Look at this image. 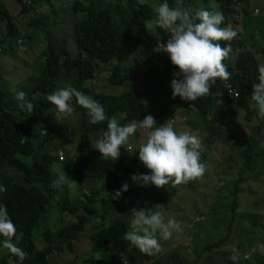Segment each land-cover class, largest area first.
<instances>
[{"label": "trees", "instance_id": "1", "mask_svg": "<svg viewBox=\"0 0 264 264\" xmlns=\"http://www.w3.org/2000/svg\"><path fill=\"white\" fill-rule=\"evenodd\" d=\"M17 1L22 6V13L15 21L9 11L0 8V23H5L7 28L0 42V51L6 50L10 39L21 41L23 44L28 42L35 44L36 40L39 45H44V49L33 62L31 71H28L27 77L32 76L31 85H19L14 89L12 82H6V76L0 74V186L7 188L6 192L0 193V204L6 205L8 215L16 226L12 242L27 253L26 259L22 262L9 253L0 258V264H70L83 255L94 257V253H99L100 259L93 260L88 257L85 264H125L124 255L130 247L129 242L124 239V234L129 230V224L122 220L126 213L121 215L114 211L109 212L105 207L101 211H95L92 207L95 197L104 188H91L90 183L82 184L81 190L78 189L75 193L67 192L61 200L58 196L66 191V185L51 187L58 173L56 167L62 169L72 166L60 161L61 151L65 147L57 140L60 138L59 131H63L64 127L55 123L56 108L47 101V95L58 88L59 82H66L68 86L97 100L104 106L106 115L116 116L121 124L142 120L146 115H152L158 125L163 123V114L170 110L175 111L176 107L182 105L176 106L172 101L170 105L151 114L144 110L139 94L135 91L126 90L119 95L96 93L94 86L88 87L86 84L101 78L104 72L102 67L109 66L108 83L122 87L135 75V68L131 63L134 57L139 58L145 67L148 63L158 64L159 68L164 69L165 77L173 78L177 71L176 67L171 64L169 58L156 53L159 42L166 43L168 33L159 28H156L155 32L150 31L148 24L154 19L155 14L148 0H127L125 4L122 0H110L111 8L105 7L107 3L105 0H88L87 5L80 0H73L72 4L70 3V10L74 16L81 18L74 26L77 54L72 55L66 47L53 42L52 34L55 27L49 30L45 27L42 30L43 35L37 33L38 37L20 36V24H27L37 30L44 25L39 14L34 11L36 6L40 10L45 5L49 13L61 15V9L55 8L56 0H30V5L25 0ZM168 2L172 5L175 0ZM212 2L224 15L221 27H232L234 24L242 23L243 31L240 32L238 27L239 34L233 40L219 42L222 46L229 44L231 46L229 57L223 61L231 73V78L217 79L209 95L184 104V107L192 109L203 122L208 133V139L204 144L207 148L221 136L223 128L233 133H239L246 128L239 117L241 110L245 111V120L248 122L256 117L255 102L251 100L252 84L258 82V66L264 64V11L256 13L259 8L251 6L250 0H184L185 6L194 10L214 11ZM112 8L116 9L117 15ZM40 15L45 18L47 14ZM64 27H68L66 23ZM44 35L43 39L39 37ZM227 84L237 92L236 97L229 93ZM7 86H10L13 92ZM19 91H24L27 94L26 100L34 105L30 114L21 109V102L15 98ZM73 107L82 115L83 122L81 128L75 129L77 131L72 130L71 140L78 138L85 153L76 170L66 171V175L69 178L72 176L74 181L77 180L73 184L76 187L80 186L81 180L85 178L112 179L117 184L121 183V174L128 169L125 146L121 148V155L116 161L100 157V154L91 148L92 140L106 130L107 121L91 124L86 110L76 105L74 101ZM121 114L124 116L121 117ZM263 139L264 133L259 125L256 133L245 142L241 153L243 162L231 192L228 211L232 213L233 219L228 226L227 235L216 243L215 247L228 242L231 238L234 219L237 217L241 185L253 171L254 154ZM50 143L58 146L49 149ZM132 163L133 166H137V161L133 160ZM129 171L132 175L135 174L132 170ZM36 183L42 187H34ZM190 184L192 185L191 182ZM80 192L86 193L87 202L83 206L79 204L82 200L75 198ZM139 196V192L128 188L122 192L118 200H115L114 210L122 211L127 201ZM175 196L176 192H173L157 204L145 207L163 205L167 201H172ZM54 201L61 205L54 206V216H60L65 212L70 213L72 217V220L70 218L66 220L65 225L61 222L63 219H51L48 216ZM49 219H56L54 222H59L58 225L46 224ZM93 219H100L103 222L107 220L111 225L89 235L90 253L87 251L79 253L74 242L81 238L86 225ZM221 221L219 220L218 225ZM258 221L257 217L253 219L254 224ZM260 224L264 230V213ZM4 239L0 237V249H5ZM260 244H264V241ZM115 246H120L121 251L108 253L109 249L112 250ZM207 249L208 247L204 252H207ZM140 255L146 264H160L154 255L143 253ZM235 264H264V253L259 250L254 256L242 258Z\"/></svg>", "mask_w": 264, "mask_h": 264}, {"label": "rangeland", "instance_id": "2", "mask_svg": "<svg viewBox=\"0 0 264 264\" xmlns=\"http://www.w3.org/2000/svg\"><path fill=\"white\" fill-rule=\"evenodd\" d=\"M13 1V0H12ZM87 5L88 0H80ZM107 3L105 7L111 8V1L105 0ZM73 0H56V9H61V15H56L59 19L58 21L54 16L50 15L48 21L39 15L44 25L39 27V35H43L42 30L47 27V29L53 30L52 40L58 46L66 47L72 55L77 54V45L75 37V22L81 17H76L70 10V3ZM127 0H122L125 4ZM251 6H257L259 9L256 12L264 11V0H250ZM152 6L162 3V0H148ZM17 2L14 4L16 5ZM213 6L214 2L211 3ZM114 14L117 15L115 8H112ZM54 10V8H53ZM52 10V11H53ZM47 14V13H45ZM55 15V14H53ZM48 16V15H47ZM56 23V24H54ZM66 25L68 28H64ZM70 26V27H69ZM243 31L242 23L234 24L232 26L233 30L237 29ZM23 30L28 33L30 26L27 24L22 25ZM47 31V30H46ZM151 32H155L156 28H150ZM239 34V33H237ZM41 39L45 38V35L39 36ZM39 38V39H40ZM42 49V47H40ZM41 52V50H40ZM162 57H168L167 53L159 52ZM4 55V54H3ZM169 58V57H168ZM132 66L135 68V75L131 77L122 87L112 86L108 83V68L109 66H104L103 74L98 80H94L86 84L88 87H93L96 93H105L118 95L126 90L135 91L139 94L140 102L145 111L151 114H155L160 111L164 106L170 105L174 101V105H182V107H176L175 111H168L167 114H163V120L167 123L169 116L175 115L177 118L176 129L180 130L190 129L193 132H198L203 139V150L201 152V162L205 163L207 170L204 176L198 180L190 181L187 184H181L178 186H173L172 184L165 185L164 188H156L153 185H148L145 187L138 186L137 183L133 182L131 177L132 174L129 170H132L135 174H148L149 170L146 169L142 163L138 160V152L130 151L127 152V165L128 169L121 174L122 182L117 184L112 179L96 180V179H83L81 180L80 186L66 183L65 190L62 194L58 196L59 199L63 200L67 192L75 193L78 189L81 190L82 184H91L92 187L100 188L103 187L104 190L95 197L92 207L95 211H101L103 207L114 210L115 200L110 199L107 193L113 194L114 191L120 190L122 185L127 184L128 188L139 192L140 196L136 197L124 204V209L122 213H126L123 221L129 224L132 214L129 211L132 208L139 210L144 208L149 204H157L158 202L166 199V197L173 192H176V196L172 201H167L163 204V210L171 217H175L181 222L182 231L173 235L170 240H160L162 251L156 255L154 258L160 264H234L230 259L233 254V249H236L240 253V259H248L254 256L255 253L259 252V245L264 241V230L260 224V219L264 213V139L261 141L259 147L255 151L253 159V171L247 175V180L241 185V191L238 195V209L237 217L234 219V224L231 230V238L228 242L222 243L220 246H214L221 239H223L228 233V226L232 221V213L230 211L231 203V192L233 190L234 183L238 178L239 170L243 162L241 153L245 147L246 140L256 133L259 125L261 126L262 132L264 133V119L260 118L257 114L251 122L245 120L246 113L244 110L240 111V120L245 124L246 128L239 132L233 133L227 131L225 128L221 130V136L217 138L216 142L205 147V142L208 139V133L203 122L199 119L197 114L190 108L184 107L187 102L180 99V97L172 96V89L170 87V82L176 77H165L164 69L159 68L156 63H148L143 66L139 58L134 57L131 61ZM145 65V64H144ZM68 83L59 82L57 87H67ZM11 90L10 86H7ZM12 91V90H11ZM13 92V91H12ZM76 112V111H75ZM58 116L56 117L57 122L61 124L67 123V126L79 128L80 124H72L68 117L56 110ZM56 116V114H54ZM78 115V114H77ZM76 115V116H77ZM74 117V115H69ZM122 116V115H121ZM156 121V120H155ZM77 131V130H75ZM70 135L66 132L65 135ZM136 137L140 135L137 131ZM62 136V135H61ZM146 138V133L139 136L138 143H142ZM92 140V147H94V141ZM61 140L63 138L61 137ZM58 141V140H57ZM68 142L64 145L65 149L61 151L62 157L61 162H66L71 164V168L63 167L62 169L56 167L57 172L63 170L74 171L78 166V162L81 161L85 150L80 147V142L78 138L76 140H67ZM59 142V141H58ZM137 143V141H135ZM62 144V142H60ZM49 149L55 146L50 143ZM93 149V148H92ZM134 149V148H133ZM95 150V149H94ZM98 152V150H96ZM43 152V151H42ZM40 152V153H42ZM99 153V152H98ZM100 154V153H99ZM133 160L137 161V166H133ZM70 179H74L72 176ZM74 181V180H73ZM77 181V180H76ZM75 181V182H76ZM95 181V182H94ZM89 193V191H88ZM85 192H80L75 195V198L82 200L79 204L84 205L87 202L85 197ZM54 206H61L58 202H53V208L50 214H54ZM65 218H63L64 223L66 220L72 217L65 212ZM102 213V212H100ZM115 213V211H114ZM52 214V215H53ZM257 217L259 220L256 224L253 223V219ZM62 219V218H61ZM219 220H222L218 225ZM48 225H52V220L47 221ZM110 223L103 222L100 219H93L89 224L86 225L85 229V240L78 250L82 252L87 251L90 253L91 246L89 245V235L94 233L96 230H102L110 226ZM128 230V231H129ZM130 244V243H129ZM207 249V252L204 250ZM213 247V248H212ZM118 252L121 251L120 246H115ZM114 252L110 250L109 252ZM86 253V252H84ZM9 254L7 249L0 251V257H5ZM94 259L99 260V253H94ZM187 255V256H186ZM91 255L86 256L90 257ZM125 264H146L143 261L142 255L138 249L130 244L129 251L124 255ZM78 257L76 261L72 264H85L86 259ZM239 259V260H240ZM238 260V261H239ZM70 263V264H71ZM63 264V263H60ZM92 264V263H87Z\"/></svg>", "mask_w": 264, "mask_h": 264}, {"label": "clouds", "instance_id": "3", "mask_svg": "<svg viewBox=\"0 0 264 264\" xmlns=\"http://www.w3.org/2000/svg\"><path fill=\"white\" fill-rule=\"evenodd\" d=\"M153 9L154 19L149 22L148 27L159 28L168 33L166 43L159 42L157 45V52L167 53L171 64L177 69L175 73H179V75L174 73L176 78L170 82L173 97L195 101L209 95L217 79L231 78V73L223 61L229 57L232 49L230 44L222 46L219 42L231 41L237 33L231 26L221 27L224 22L221 11L194 10L185 6L184 0H175L172 5L168 0H164L163 3L153 5ZM26 96L24 91H19L15 98L21 102V109L30 114L34 105L26 100ZM251 100L255 102L254 107L258 116L264 119V64L258 66V82L252 84ZM47 101L65 115H71L75 111L74 101L76 105L86 110L91 124L107 121L106 130L95 139L94 147L91 148L98 150L100 157L112 161L119 159L123 146L126 154L128 151L130 154L138 152V160L149 170L148 174L132 175V181L140 187L153 185L156 188H164L168 184L173 186L187 184L202 178L207 170L206 164L201 162L202 137L190 129L177 130L175 115L169 116L167 123L159 125L152 115H146L142 120L121 124L116 116L108 117L104 106L97 100L71 86L57 88L47 95ZM55 114L57 117L58 113ZM173 119L174 126L170 123ZM55 123L58 126L63 125L60 122ZM63 127L67 130L63 128V131H59L62 138L66 137V132L70 133L67 136L71 138L72 130L79 129L74 125ZM137 131L140 135L143 131L146 133L142 143H138L140 135L136 137ZM69 181L76 183L61 170L56 174L51 187L57 188ZM33 186L42 187L39 183ZM127 190L128 185L124 184L120 190L114 191L113 194L107 193V196L118 200L122 192ZM6 191L5 186H0V193ZM114 211L122 215L121 211ZM129 211L132 214L130 230L124 234V239L140 253L149 256L160 253L162 251L160 240H170L174 234L183 230L181 222L169 216L163 210V205L139 210L132 208ZM15 234L16 226L8 215L7 207L0 204V237L5 238L3 248L22 262L26 259L27 253L12 242ZM258 247L264 253V244ZM230 259L235 264L240 259L239 251L233 249Z\"/></svg>", "mask_w": 264, "mask_h": 264}, {"label": "crops", "instance_id": "4", "mask_svg": "<svg viewBox=\"0 0 264 264\" xmlns=\"http://www.w3.org/2000/svg\"><path fill=\"white\" fill-rule=\"evenodd\" d=\"M16 2H17V4L14 5ZM214 5L217 6L215 3H214ZM212 7L214 8V11L218 10V8H219V7L218 8L214 7L213 5H212ZM0 8H3L4 10L9 11L12 18H14L13 19L14 21H15V18L17 20L21 16V13H22V6L19 4V2L17 0H13V1L12 0H0ZM34 11L36 13H38L39 15L41 13H47V15H48V16L46 15L47 20L50 17V15H52L55 17V19L58 21V23L60 22L56 15H53L52 13L48 12V8L45 5H43L40 10H38L37 6H36ZM236 18H238V17H236ZM22 25H24V24L19 25V32H20L21 38H25V37L29 38L30 36L38 37L37 33L39 32V30L30 26L28 33H26L23 30ZM64 28H68V27H64ZM6 30H7V28H6L5 23H0V42L3 39V35L6 33ZM8 41H10V43L7 44L6 50L3 51V53H0V74L3 76H6V78H7L6 82H12L11 84L15 86L14 89L18 88L19 85H25V84L31 85L30 82H31L32 76L27 77L28 71H31L30 69L33 68L32 67L33 62L38 58V56L40 55V53L44 49L43 48L44 45H42V44L39 45L36 40H34L35 44L32 42H28V43L23 44L21 41H14L11 39ZM40 47H42V49H40ZM40 50H41V52H40ZM156 53L158 54L159 52L156 51ZM72 115H74V117H70L69 115H66V116L68 117L69 121L72 124L78 123V125L80 124V127H81L82 121H83L82 115L78 112H75V111L72 113ZM63 125L65 126V125H67V123H65ZM59 136H60V138L58 141L62 142L61 146H63V147L68 142L67 140H71V138L68 136L63 137V140H61L62 136L61 135H59ZM106 211H109V209H107ZM112 211H114V210H112ZM105 212H103V213H105ZM50 215L51 214H49L48 216L51 219L56 218L59 220V218H62V219L65 218L64 213H63V215L61 214L60 216H54V214H53V216L52 215L50 216ZM55 220H52L51 226H53L57 223V222H54ZM49 221H50V219H49ZM106 221H104V222H106ZM61 222L63 225H65L64 221H61ZM58 223L56 224V226L58 225ZM107 223H108V221H107ZM85 236L86 235H85V231H84V233L81 234V238L78 241L74 242L75 248L78 249L84 242L87 241V240H85ZM88 243L90 245V241ZM112 249L114 250V252H118V250L116 248H112ZM0 251H4V249L1 248ZM78 252L82 253L81 250H78ZM85 257L86 256L83 255L81 258H83V259L88 258V257L87 258H85ZM89 258H92L94 260L93 255H92V257H89Z\"/></svg>", "mask_w": 264, "mask_h": 264}, {"label": "built area", "instance_id": "5", "mask_svg": "<svg viewBox=\"0 0 264 264\" xmlns=\"http://www.w3.org/2000/svg\"><path fill=\"white\" fill-rule=\"evenodd\" d=\"M25 2L28 4V5H30L31 4V2H30V0H25ZM258 11V10H257ZM256 13H259V12H256ZM227 88H228V90H229V93L231 94V95H233V96H237V92L230 86V85H228L227 84ZM174 119L173 120H171L170 121V123L174 126ZM60 159H61V157H60Z\"/></svg>", "mask_w": 264, "mask_h": 264}]
</instances>
